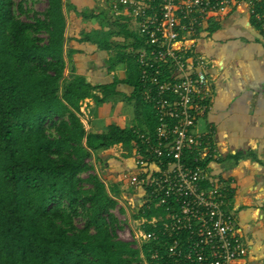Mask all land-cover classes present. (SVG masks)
I'll list each match as a JSON object with an SVG mask.
<instances>
[{"label": "trees", "instance_id": "obj_1", "mask_svg": "<svg viewBox=\"0 0 264 264\" xmlns=\"http://www.w3.org/2000/svg\"><path fill=\"white\" fill-rule=\"evenodd\" d=\"M110 11L107 5L90 11L69 0H46L38 12L24 0H0V264H164L157 242L147 241L139 250L118 237L113 209L119 185L105 183L89 161L119 143L143 152L144 137L154 138L157 125L133 54L148 46L128 28L129 18H113ZM71 12L95 19V27L80 38L66 37ZM116 35L124 40H114ZM69 38L109 52L106 70L122 67L125 77L94 84L76 73ZM119 82L132 87L128 96L115 90ZM119 97L131 108L130 124L85 128L80 111L85 99L102 104ZM147 204L134 216L162 221L164 206ZM155 250L159 257L152 256Z\"/></svg>", "mask_w": 264, "mask_h": 264}, {"label": "built area", "instance_id": "obj_2", "mask_svg": "<svg viewBox=\"0 0 264 264\" xmlns=\"http://www.w3.org/2000/svg\"><path fill=\"white\" fill-rule=\"evenodd\" d=\"M102 1L113 18H129V25L145 39L148 48L133 54L141 69L143 98L153 105L157 118L154 138L144 137L143 152L133 146V169L122 179L134 218L123 240L139 250L147 241L157 242L164 248V264H242L246 249L235 235L229 184L207 168L219 154L211 135L196 129L211 93L209 60L194 46L209 14L239 0ZM251 6L264 29V0H252ZM153 201L164 206L162 221L134 216ZM152 256L159 257L158 251Z\"/></svg>", "mask_w": 264, "mask_h": 264}, {"label": "crops", "instance_id": "obj_3", "mask_svg": "<svg viewBox=\"0 0 264 264\" xmlns=\"http://www.w3.org/2000/svg\"><path fill=\"white\" fill-rule=\"evenodd\" d=\"M69 1L77 9L86 6L90 11L106 6L102 0ZM251 1L239 0L210 13L196 33L195 50L209 60L206 72L211 93L209 108L198 117L196 129L211 135L219 154L218 160L207 164L210 174L230 187L229 209L235 217V235L246 249L239 261L264 264V29L252 20ZM81 19L74 12L68 15L66 37L80 38L81 32H89L97 23L93 18L86 23ZM113 39L122 42L124 37L116 35ZM66 46L76 50L71 58L74 71L91 83L108 84L114 78L125 77L122 67L106 70L104 60L109 52L98 50L94 44L69 38ZM68 73L66 66L64 74ZM115 90L128 96L132 87L119 82ZM127 106L123 97L102 104L87 98L80 106L85 117L81 120L86 129L94 131L111 122L130 124ZM102 152L119 161L115 175L121 185L133 169V147L119 143Z\"/></svg>", "mask_w": 264, "mask_h": 264}, {"label": "rangeland", "instance_id": "obj_4", "mask_svg": "<svg viewBox=\"0 0 264 264\" xmlns=\"http://www.w3.org/2000/svg\"><path fill=\"white\" fill-rule=\"evenodd\" d=\"M16 1H18V0H16ZM24 6L29 8L30 10L40 12V11H43L46 7V0H24ZM78 7H79V9H89L86 6H78ZM22 17L24 18L23 15H22ZM78 22H79V20H78ZM83 23H86V20H83ZM77 27L80 28L78 23H77ZM74 33H77V35H79V32H74ZM82 33L83 32H81L80 34H82ZM127 109L131 114L130 115V118H131L130 122H131V121H133L131 108L129 106H127ZM81 118L85 119L84 115H82ZM83 123H85V121ZM107 155H108L107 152L101 151L98 153V155L96 157L92 156L89 161L94 166V172L105 183L111 184V183L116 182L119 185V188H120V195L118 196L119 202L117 203L116 207L113 209V213L115 214L116 218L118 219V223H119V227L116 229V233H117L119 238L123 239L124 232L127 231L128 229H130V227L131 228L134 227L133 210H132V206L129 205V203H128V201L130 199H129V196L126 194V191L124 190V185L119 184L120 178L118 175L117 176L115 175L119 171L118 166L120 163L118 160L112 159ZM124 207L126 208V210L124 209ZM120 208H122L123 211H121ZM76 222H77V225H81L82 219L77 218Z\"/></svg>", "mask_w": 264, "mask_h": 264}]
</instances>
